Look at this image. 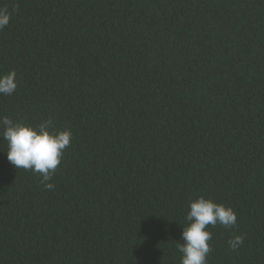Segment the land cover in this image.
<instances>
[{"label":"trees","instance_id":"16d2710c","mask_svg":"<svg viewBox=\"0 0 264 264\" xmlns=\"http://www.w3.org/2000/svg\"><path fill=\"white\" fill-rule=\"evenodd\" d=\"M0 8V118L72 132L52 190L0 137V264H180L200 196L237 215L207 264H264V0Z\"/></svg>","mask_w":264,"mask_h":264},{"label":"clouds","instance_id":"9594fccd","mask_svg":"<svg viewBox=\"0 0 264 264\" xmlns=\"http://www.w3.org/2000/svg\"><path fill=\"white\" fill-rule=\"evenodd\" d=\"M10 19L8 10L0 8V30L9 25ZM17 87L15 70L0 75V94L12 95ZM0 129V137L7 142V160L16 169L39 174L44 187L52 190L54 185L49 181L60 165L64 151L71 144L72 132L55 129L51 119L34 127L28 123L15 122L7 116L0 118ZM188 207L185 217L188 223L180 234L182 242H176L181 254L180 264H207V256L211 251L209 241L212 239L208 226L232 228L237 225V215L231 207L203 196L190 201ZM243 241V236L235 235L228 244L236 251Z\"/></svg>","mask_w":264,"mask_h":264}]
</instances>
